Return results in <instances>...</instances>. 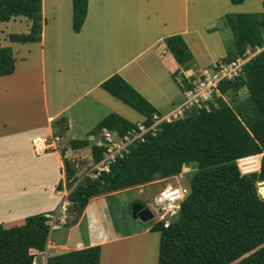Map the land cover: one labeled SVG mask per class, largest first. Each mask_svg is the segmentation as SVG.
<instances>
[{
	"label": "trees",
	"instance_id": "trees-1",
	"mask_svg": "<svg viewBox=\"0 0 264 264\" xmlns=\"http://www.w3.org/2000/svg\"><path fill=\"white\" fill-rule=\"evenodd\" d=\"M231 1L239 4L245 0ZM88 9L89 0H72L74 31H81ZM19 17L25 19L29 30L11 32L8 39L22 45L40 43L48 20L43 0H0V21ZM226 21L235 33L236 49L229 50L218 62L254 52L242 70L221 79L206 102L187 107L178 117L163 119L158 128L149 129L132 142L108 170L96 169L97 175H92L86 172L107 151L106 145L98 143L105 140V131L124 137L140 132L141 124L151 127L163 116L120 73L101 83L104 90L140 113L142 121L111 112L85 137H71L67 147L62 146L64 177L56 188L72 189L70 200L76 214L67 224L78 222L94 197L157 180L165 182L190 167L193 170L189 192L181 208L169 217L168 226L162 220L152 226L160 233L158 264H264V1L263 10L227 14ZM165 43L184 69L192 66L194 53L183 34H172ZM16 54L11 46L0 44V77L15 72ZM196 75L174 73L184 92L196 87ZM243 90L246 97L241 99L238 94ZM227 94L232 95L231 101L226 99ZM52 128L53 136L59 137L61 143L70 129L68 116L55 118ZM86 149L89 154L75 157V151ZM256 154H262L260 169L242 172L238 161ZM47 213L0 222V264H34L35 258L46 251L52 221ZM101 255L102 246L97 244L52 253L47 264H100Z\"/></svg>",
	"mask_w": 264,
	"mask_h": 264
},
{
	"label": "rangeland",
	"instance_id": "rangeland-1",
	"mask_svg": "<svg viewBox=\"0 0 264 264\" xmlns=\"http://www.w3.org/2000/svg\"><path fill=\"white\" fill-rule=\"evenodd\" d=\"M263 1L264 0H245L243 3L235 4L231 0H115L116 7L114 9L109 7L108 10L110 12L124 14L125 9L123 7L128 2L130 3L129 12L132 13L135 10V35L129 39L130 43L132 42V47L131 45H128V42L126 43L122 41V38L115 42L114 39L111 38V34L105 33V30L103 34L101 32L98 35L99 37L96 35L94 38H96V42H98L103 48L106 61L104 68H106L111 64H116L117 60L120 62V60L124 58V55L129 54L127 50L133 51L136 49L137 51L139 47L146 46L147 43L153 40L156 36L162 34L172 35V33L169 32L173 30H181V28L183 29L187 26L188 29H195L198 32V34L194 36V39H190L188 44H191H189V47L194 53V59L196 62L198 61L197 65H200L202 64L200 63V60L208 59L207 55H203L209 53L210 50L217 54L218 59H222L226 56L229 50L236 49V36L226 21V15L239 12L261 11L263 10ZM53 2H58V4L54 5ZM69 2H71V0H46L45 6V13L48 21L45 24L46 28L44 32L46 33V36L43 39V49L47 55V76L49 79L50 91L48 93L50 95V93L52 94L58 89L62 92L58 99L55 97L57 100L55 104L65 102L68 98L75 96L74 93L76 90L73 88L75 85L76 87L85 86L81 85L79 81L74 79V76L66 74L64 72L67 70L66 67L79 63L86 65L93 64V58H90L92 57L93 52L91 49L87 48V41L91 37L88 34H84V36L81 37L79 32L73 30L68 18ZM109 2H111V0H93V6L95 7V10L97 8L98 11H100L102 8L99 7V5L105 6L108 5ZM140 2H143L144 4L140 5ZM89 3L91 4L92 0H89ZM182 19L183 22H181ZM115 21L117 22V19L113 20V22ZM107 26L111 27V23ZM28 30L29 27L25 22V19L20 17L14 18L11 21H0V44L11 46L15 51L21 52L22 54V44L11 42L8 39V34L11 32H27ZM165 38L160 42L165 41ZM224 42L227 49L224 48ZM110 43H112L114 47L115 44H118L119 48L123 49L120 50V55L114 53L115 50H113L112 45L110 46ZM90 52L91 56L87 57V54ZM37 57L35 56V59L33 58L35 62H37ZM212 64L207 63V65ZM35 65H37V63ZM212 68L213 67L208 68L207 66H204L199 72L196 71V73H193L195 75L197 74V83L202 78L199 75L200 72H204L205 70L211 72ZM58 69H61V71H58ZM171 73L175 72L172 71ZM184 74L186 76L193 75L192 71H186ZM201 75L204 74L201 73ZM169 76L171 77L170 74ZM209 83L210 84L207 86L199 87V97L204 100H201L198 103L206 102V97H212V94L209 96V93L212 91V88L210 89V87L214 82ZM64 86H66V88H63ZM216 92L218 94L220 93L219 91ZM225 97L227 100L231 101L232 95L227 94ZM238 97L241 99L245 98L246 90L239 92ZM118 103L121 108V110L119 109V112L125 113L131 120H142V115L136 110L120 100H118ZM175 109L176 108H173L166 113L168 109L162 107L163 116L157 118L151 128H158L159 123L164 118L177 117L175 116L177 109ZM173 112L174 115H172ZM114 135L117 141L120 142V138L119 136H116L115 132ZM70 138V134H67V136L62 139V142H59V145L56 144L55 147L59 150H61L62 146L67 147ZM8 139V142H13L12 136H8ZM20 140H22V143H20L19 147L5 141L6 144H10L11 146H14V148L6 152V155H2V158L4 157L5 159L0 157V222L12 221V219L15 218L39 213L44 210L43 204L51 208L54 202L52 198L54 183L56 182L54 178H57L54 173L59 166L56 163V169L53 168L51 171L52 167H49L40 171L35 164V152L33 151V147L31 148L30 143H27L28 135H21ZM136 140L137 139H132V142ZM1 141H4V139L0 140V144ZM15 145L18 146V144ZM3 150V148H0V155L3 153ZM48 151L40 155H43ZM80 151H75V157H81L80 155L85 156L87 153H90L89 149L83 150L82 152ZM48 157L49 159L46 163L48 165H54L52 160L55 159V157L51 155ZM261 159L262 154L252 158L239 160L238 162L241 171L249 172L258 168L260 169ZM192 170L193 168L187 167L182 174L173 177L172 179H166L164 180L165 182L157 180L116 193L113 198H110L107 201V206L104 207L105 210L102 212L100 222H103V220H108L109 224L115 222L118 229L123 233L127 231H140L144 226H147V223L154 224L155 222L160 221L161 213L158 211L157 204V197L160 191L166 186L176 187L178 185H185L189 187ZM36 178H39L41 181L38 182ZM260 183L261 182L258 183V189L261 194ZM60 191V202L54 210L55 214L58 213V223L56 226L61 223H69L74 215H76L72 211L70 200L72 189L64 187L63 189H60ZM57 197H55L56 201L58 200ZM139 202L145 203L154 213V217L147 222L141 219H136L133 216L132 209L134 205ZM47 212L52 215L49 211ZM84 229H86V226L82 227V231H85ZM98 230L100 231V229ZM54 232V234H56L57 230ZM159 245L160 233L157 230H153L152 233L147 234L146 236L132 238L122 243L119 242L115 246L112 245V247H106L105 257L107 261L109 258L112 261L108 264H158ZM49 255L48 250L46 249L42 255H39V258H35L34 264H47V258Z\"/></svg>",
	"mask_w": 264,
	"mask_h": 264
},
{
	"label": "crops",
	"instance_id": "crops-1",
	"mask_svg": "<svg viewBox=\"0 0 264 264\" xmlns=\"http://www.w3.org/2000/svg\"><path fill=\"white\" fill-rule=\"evenodd\" d=\"M111 2L105 6L99 5V7L102 8L100 11H98L97 8L95 10L93 0L91 4L89 3L86 21L79 33L81 37L84 36V34H88L91 37L87 41V48L91 49L93 52L92 57H90L93 58V64L86 65L79 63L66 67L67 70L65 69L66 71H64L66 74L74 76V79L79 81L81 85H85L80 87H76L75 85L73 87L74 90H76L74 93L75 96L68 98L65 102L55 104L57 101L55 97L58 99L62 92L58 89L52 94L50 93V95L48 93L50 91L49 79L47 76V55L43 49V39L46 36L44 32L46 28L45 24L48 20L44 23L42 41L38 44L22 45V54L16 51L18 54H16L17 68L15 72L0 77V140L4 139L0 144V148L4 149L0 157L2 158V155H6V152L12 150L14 146L19 147L20 143H22L20 136L27 134V143H30L31 148L33 147V151L35 152L36 167L39 168L40 171L52 167V171L53 168L56 167V163L59 166L54 173L57 178H54L56 182L54 183V191L52 194L54 200L53 206L50 208L43 204L44 210L41 212L54 211L56 209L55 207L60 202L61 195L59 194H61V191L56 188V184L60 178L64 177V161L61 150L56 147L50 148L49 151L43 155L37 153L34 149L32 139L37 135L53 136L52 121L55 118L66 113L69 119L70 129L68 134H70V137L83 138L103 117L111 112H118L126 116L125 113L119 112L121 108L119 107L118 99L101 87V83L114 73H120L153 102L161 112L163 111V107L168 109L166 112L168 113L176 105L182 103L186 99L184 91L176 81L173 75L174 73L171 72L185 73L186 71H192L193 74L196 73V71L199 72L204 66H207V63L212 64L219 60L217 54L210 50L209 53L203 55H207L208 59L200 60L202 64L197 65L198 61H194L189 69H184L169 51L165 41L160 42L171 34H165L167 36L162 34L149 41L146 46L139 47L137 51L136 49L133 51L126 49L129 54L124 55V58H122L120 62L117 60L116 64H111L104 68L106 64L105 53L102 46L96 42V38L94 37H96V35L99 37L98 35L101 32L103 34L105 30V33L111 34V38H113L115 42L122 38V41L128 42V45L132 47V42L130 43L129 39L135 35L136 16L135 10L132 13L129 12L130 3H126L123 7L125 9L124 14H121L108 10L109 7L112 9L116 7L115 0H111ZM53 3L54 5L58 4V2ZM68 4V18L72 26V0ZM143 4V2H140V5ZM45 6L46 0H43V12L45 18H47ZM115 19H117V22H113ZM181 22H183V19ZM110 23L111 27H108L107 25ZM169 33H181L185 36L187 42H190V39H194V36L198 34L197 30L188 29L187 26L186 28H181V30H173ZM111 45L113 50H115L114 53L120 55V50L123 49H120L118 44H115V47L112 43H110V46ZM224 48L227 49L225 47V42ZM35 56L37 57V62L34 60ZM89 56H91V52L87 54V57ZM36 63L37 65H35ZM58 71H61V69H58ZM63 88H66V86ZM8 136H12L13 142H8ZM5 141L12 145L14 144V146L6 144ZM58 143L59 140L56 144ZM15 144H18V146ZM50 155L55 157V159L52 160L54 165H48L46 163ZM2 159L5 158L3 157ZM36 180L38 182L41 181L39 178H36ZM120 191L122 190L92 198L78 222L74 224L61 223L57 226L55 225L51 230L47 245L48 255L100 244L102 246L100 264H108L112 261L110 258L108 261L106 260V247H112V245L115 246L119 242L122 243L132 238H139L152 233L153 224L150 223H147V226H144V228L142 227L143 229L140 231H127L122 233L115 222L111 224H109L108 220L100 222L102 212L105 210L104 207L107 206V201ZM55 197L58 198L57 201ZM21 218H23V216L12 219V221ZM84 226H86V229L82 231V227ZM98 229H100V231ZM56 230L57 233L54 234ZM39 257L38 255L37 258Z\"/></svg>",
	"mask_w": 264,
	"mask_h": 264
},
{
	"label": "built area",
	"instance_id": "built-area-1",
	"mask_svg": "<svg viewBox=\"0 0 264 264\" xmlns=\"http://www.w3.org/2000/svg\"><path fill=\"white\" fill-rule=\"evenodd\" d=\"M250 57L251 55L247 57L240 56L232 61L216 62L211 72H208V70H205L204 72L201 71V73L204 74L205 77H202L198 81L195 88L189 89L185 92L186 99L182 104L176 107L177 110L175 109L176 110L175 116L178 117L182 115L183 111L187 107H190L193 104L198 103L201 100H204L203 98L201 99V97H199L200 95L199 87L207 86L208 84H210L209 82H214V84H212L210 87V89L212 88L211 93H209L210 96V94L213 93L214 87L217 86L218 82L221 79L225 77H233L234 75L238 74L242 70L244 63ZM206 99H208V97H206ZM172 115H174V112ZM164 119H172V118L168 117ZM140 127H141L140 132L134 134L132 133L126 134L124 137H120V142H118L117 139L114 137L115 135L112 131H105L104 133L105 140L98 141L99 144L107 146V151L105 153V156L100 162L94 164L91 167V169H89L86 172V174L97 175V173L95 172L96 169L98 171L104 169L108 170L110 163L115 161L118 155L123 156L124 151L129 150V145L131 144L132 139L141 138L145 132L151 129V127H147L144 124H141ZM58 139L59 137H54V136L47 137L43 135H37L32 139V143L35 151L41 154L48 151L50 148L55 147ZM188 192H189V188L184 185H179L176 187L166 186L160 191L157 197L158 211L161 213V220L165 222L166 226L170 224L169 217L176 214L178 210L181 208L182 200L186 197ZM47 215L52 217L51 225L52 227H54L58 223L57 222L58 213H56L55 215L53 214L50 215L47 213Z\"/></svg>",
	"mask_w": 264,
	"mask_h": 264
},
{
	"label": "water",
	"instance_id": "water-1",
	"mask_svg": "<svg viewBox=\"0 0 264 264\" xmlns=\"http://www.w3.org/2000/svg\"><path fill=\"white\" fill-rule=\"evenodd\" d=\"M132 212L135 218H139L143 221H149L154 217V213L151 208L148 206H144L142 203L135 204Z\"/></svg>",
	"mask_w": 264,
	"mask_h": 264
},
{
	"label": "clouds",
	"instance_id": "clouds-1",
	"mask_svg": "<svg viewBox=\"0 0 264 264\" xmlns=\"http://www.w3.org/2000/svg\"><path fill=\"white\" fill-rule=\"evenodd\" d=\"M259 50H260V48L256 51V53H257ZM254 54H255L254 52L251 53V54H250L251 57H252ZM250 55H249V56H250ZM251 57H250V58H251ZM219 60H220V59H219ZM216 62H218V60H217ZM216 62H215V63H216ZM215 63H213V64H215ZM208 68H209V67H208ZM184 93H185V92H184ZM185 95H186V94H185ZM184 101H185V100H184ZM184 101H183V102H184ZM183 102H182V103H183ZM182 103H180V104H182ZM180 104H178L177 106H179ZM177 106H175L174 108H176ZM113 133H114V132H113ZM178 186H179V185H178ZM52 229H53V227H52V225H51V230H52ZM46 249H47V248H46Z\"/></svg>",
	"mask_w": 264,
	"mask_h": 264
},
{
	"label": "bare ground",
	"instance_id": "bare-ground-1",
	"mask_svg": "<svg viewBox=\"0 0 264 264\" xmlns=\"http://www.w3.org/2000/svg\"><path fill=\"white\" fill-rule=\"evenodd\" d=\"M258 155H259V154H256V155H253V156H250V157H245V158L248 159V158H252V157L258 156ZM241 159H244V158H241ZM241 159H240V160H241Z\"/></svg>",
	"mask_w": 264,
	"mask_h": 264
}]
</instances>
